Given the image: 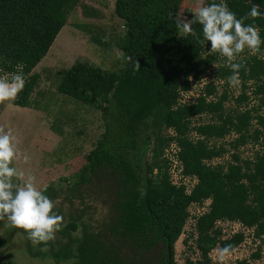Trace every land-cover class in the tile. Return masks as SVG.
I'll use <instances>...</instances> for the list:
<instances>
[{"label": "trees", "instance_id": "trees-1", "mask_svg": "<svg viewBox=\"0 0 264 264\" xmlns=\"http://www.w3.org/2000/svg\"><path fill=\"white\" fill-rule=\"evenodd\" d=\"M183 2L115 0L114 13L124 28L119 42L124 67L110 72L77 62L60 72L56 92L99 111L103 131L68 186L65 201L71 212H62L59 189H42L63 216L54 239L35 244L24 229L0 218V230L5 231L0 247L15 248L21 239L29 258L56 264H213V250L230 245L231 253L245 239L242 232L224 238L219 222L238 223L264 242V45L253 54L245 49L234 61L242 64V90L233 99L234 109L227 110L231 98L226 90L219 93L215 82H205L193 102H182V94L202 82L213 67L215 81L225 85L233 71L220 64L210 42H200L199 23H192L194 33L182 32L177 15ZM79 3L0 0V75L20 70L25 75L15 106H32L40 79L34 70ZM253 4L264 12V0H228L239 16ZM253 20L264 37V16L245 22ZM249 82L258 104L243 108L250 99ZM201 116L210 120L193 125L192 120ZM230 135L235 138L228 144H216ZM248 144L261 149L244 159L239 149ZM171 146L177 149L174 157L182 179L196 181L191 189L171 180V161L165 156ZM227 147L233 151L230 161L211 164L229 153ZM84 185L97 188L98 199L109 197L102 222L94 221L89 204L78 213L74 208L75 200L84 203ZM207 201L206 212L195 218L198 256L177 263L174 245L189 219L188 209ZM253 257L259 258V253Z\"/></svg>", "mask_w": 264, "mask_h": 264}, {"label": "rangeland", "instance_id": "rangeland-1", "mask_svg": "<svg viewBox=\"0 0 264 264\" xmlns=\"http://www.w3.org/2000/svg\"><path fill=\"white\" fill-rule=\"evenodd\" d=\"M200 2L201 0H184L177 15L182 32L183 23L192 20ZM114 3L115 0H80L46 57L34 70L40 79L31 96L32 106L17 107L14 105L15 99L0 102V129L6 131L11 128L19 141L17 147L20 155L13 161L14 165L35 175L37 186L41 190L49 186L59 189L61 196L58 202L63 203L64 213L71 212L69 203L65 201L66 196H70L68 186L73 184V176L86 163L85 157L93 149L103 126L99 111L72 98L59 95L56 86L60 72L68 70L77 62H87L110 72H119L124 67V53L119 45L124 28L114 13ZM246 50L253 54L249 49ZM217 54L220 64L228 65L226 58L219 52ZM215 68L216 66L206 74L202 82L193 83L190 92L182 94V102H193L199 96L205 82H215L218 92L226 90L231 98L226 103L227 110L234 109L233 99L241 93L242 81L239 79L236 85H230L228 81L227 85L224 81H215ZM248 87L246 91L250 99L247 104L242 105L243 108H251L258 104L251 95L253 84L249 82ZM209 120L208 116H201L194 118L192 123L196 125ZM233 138L234 135L227 136L216 144H228ZM227 149L230 150L229 147ZM258 149L261 147L248 144L241 147L239 153L244 159L251 158ZM176 150L175 146H171L165 151V156L171 161V180L176 185L185 184L187 189H191L196 181L182 179L178 162L174 157ZM232 153L230 150L228 154L213 160L211 164H226L230 161ZM25 154L29 157L27 161L23 159ZM18 181L22 183V180ZM80 190L85 193L84 203L74 201L76 212H81L89 204L93 208L91 214L94 221L105 220L109 197L98 199L97 188L92 186L84 185ZM208 204L209 201L202 206L189 207V219L182 236L174 245V258L177 263H184L187 258L193 260L197 258L198 253L194 249L195 218L206 212ZM217 226L222 230L224 238L242 232L245 239L231 253L222 255L220 250H213L210 253L213 264H264V242L253 237V230L230 222H219ZM4 234L5 231L0 230V237H4ZM185 240L188 241L187 244L184 243ZM18 242L20 244L12 249L10 246L0 247V264H56L50 259L29 258L23 250V240L19 239ZM256 253H259V258L253 257Z\"/></svg>", "mask_w": 264, "mask_h": 264}, {"label": "clouds", "instance_id": "clouds-1", "mask_svg": "<svg viewBox=\"0 0 264 264\" xmlns=\"http://www.w3.org/2000/svg\"><path fill=\"white\" fill-rule=\"evenodd\" d=\"M260 16H264V12L256 4L245 15L239 16L229 7L228 0H201L192 20L183 23L182 28L186 34L194 33L192 23L201 25L200 42L206 45L210 42V50L226 58L233 70L228 83L236 85L242 64L233 61L245 49L253 53L262 51L264 37L260 35V29L254 20L245 22L249 17ZM127 59L131 61L133 57L129 55ZM136 66L139 68L138 61ZM24 85L22 70L0 75V102L15 99ZM18 142L11 128L0 129V218H7L13 226L24 229L33 243L40 244L54 239L63 216L55 211L54 200L37 186L36 176L14 165L13 161L20 155ZM23 159L27 161L28 155L25 154ZM230 247L225 245L221 254L227 253Z\"/></svg>", "mask_w": 264, "mask_h": 264}]
</instances>
